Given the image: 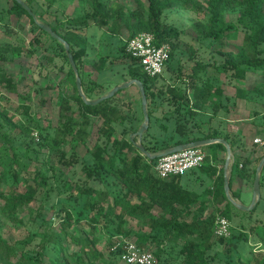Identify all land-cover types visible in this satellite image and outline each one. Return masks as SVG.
<instances>
[{
    "label": "rangeland",
    "instance_id": "1",
    "mask_svg": "<svg viewBox=\"0 0 264 264\" xmlns=\"http://www.w3.org/2000/svg\"><path fill=\"white\" fill-rule=\"evenodd\" d=\"M101 1L105 4L103 12L115 10L122 14L120 19L115 21V15L111 14L106 25L90 19L88 27L75 28L78 32L76 48L83 50L79 53L81 56L79 73L83 91L91 100L107 95L114 87L133 80L129 73V60L123 56L120 48L125 46L126 39L131 34V27H139L145 29L144 31L149 29L146 19L136 22L138 18L134 15L137 12L146 14V9L140 6L141 0ZM164 1L159 0L162 4ZM203 1L205 0H190L192 4L202 9L205 8ZM9 5L11 0H0V49L5 50L4 56L8 59L2 64L14 78L18 90L11 94L0 93V121L8 124L12 136L9 144L4 143V147L2 145L0 147V172L5 168L9 169L11 174L18 172L21 175L17 183H13V178H10L0 187V207L4 210L9 209L5 200L9 190L24 193L25 185L36 169L47 170L55 167L63 171V176L59 178V172L56 175L48 174L54 191L48 204L49 206L57 205V211L60 210L61 205H64L76 221L79 212L84 209L86 196H80L72 188L73 183L72 186L70 183L75 178L76 180L82 178V166L88 163L91 157L82 159L73 167H63L59 162V151L63 148L70 152L69 144L63 143L59 148L47 145L40 149L38 146L41 143L40 131L37 128L32 129L31 132L26 130V126L34 120L39 127L49 129L51 134H55V129L62 122L64 100L70 102L73 111H77V103L73 100L72 83L75 74L70 73L71 66L65 61L62 51L51 36L42 29L32 31L28 18H24L20 21L22 23H19L16 16L8 15ZM33 6L34 13L40 22L53 25L58 23L63 25V22L68 19L84 18L94 10L91 0H54L53 2L35 0ZM201 20V15H197L196 12L183 10L166 12L165 23L177 28L180 37L173 40L174 57L169 63V69L165 71V76L155 83L148 84L151 93V100L148 102L150 125L141 143L160 151L179 141L181 137L175 132L177 119L175 116L177 115L174 113L179 110L183 113L186 108L185 102L181 100V90L186 92L190 102L193 103L194 89L191 88L193 81L203 85L212 80L213 86L222 87L225 91L224 98L218 101L221 102L222 107L218 112L206 109L205 112L199 113L193 121L196 122L194 136H206L207 132H218L221 135L220 139H227L230 142L234 157L233 164L236 158H241L238 169L232 172L231 195L238 202L249 206L252 202L255 171L264 156V94L261 95L255 90L261 87V91L264 92V72H249L243 82L230 78L225 70V61L229 52L239 51L233 42L240 38V34L228 33L223 43L215 42L199 28L198 22ZM200 63H207L210 67L206 69L205 78L200 75L199 79H193L195 68ZM114 104L121 105L129 117L128 121L112 126L116 137L120 140L131 139V136L144 123L139 88L132 85L119 92ZM67 114L70 115V112ZM96 123L97 125L90 129L94 135L87 143L88 151H91L96 143L97 136L94 130L101 126L102 121L97 120ZM256 139L262 140L263 144H256ZM67 140L70 141V137ZM136 141L139 142L138 139ZM1 142L3 141L0 135ZM211 149L217 162L215 175L200 170L191 177H183L182 183L189 191L205 196L207 214L215 212L217 218L226 217L229 220L233 240L237 241L240 236L247 239H240L244 243L242 258L244 261L252 259L256 252H264V170L261 176V197L255 210L242 212L227 202L219 205L216 202L217 199L220 201L216 189L217 178L224 172L228 153L218 147V144L212 145ZM38 151H40L39 159L35 154ZM153 171L157 176L155 169ZM50 176H53L54 180ZM107 186L112 195L111 202L118 196H122V187L116 178L108 176L99 187L104 190ZM39 197H42V194ZM131 202L138 203V200L132 196ZM107 209L106 204L100 207L102 213H105ZM28 213L29 209L18 210L20 217L28 218ZM154 213L157 214V210ZM48 215L53 217V212L49 210ZM87 225L85 224L84 227L88 231ZM34 228V221L25 227H18L11 222L9 228L3 229V233L15 240ZM140 231L141 227L134 225L129 237L118 235L117 241L123 242L124 245L130 242L136 244ZM97 237L100 240L103 239L98 244V248L104 254L107 253V250L103 248L106 242L104 238L108 235L102 229L97 233ZM214 237L217 238L215 233ZM182 248V246L167 247L161 263L155 257L156 264H183L186 255L182 254ZM228 249V246L224 248L226 259L229 255ZM78 250V246L70 242L66 253L70 254ZM146 250L154 254L156 249L149 247ZM116 262L123 264L120 259ZM261 263H264V257ZM243 264L249 263L243 262Z\"/></svg>",
    "mask_w": 264,
    "mask_h": 264
},
{
    "label": "trees",
    "instance_id": "2",
    "mask_svg": "<svg viewBox=\"0 0 264 264\" xmlns=\"http://www.w3.org/2000/svg\"><path fill=\"white\" fill-rule=\"evenodd\" d=\"M23 1L33 12L35 11L33 6L35 0ZM91 2L94 10L84 18L68 19L63 22V25L46 23L69 43L78 70L81 58L79 53L83 50L76 48L78 32L75 28L88 27L90 19L106 25L111 14L115 15V21L122 16L115 10L103 12L105 4L101 0H91ZM140 2V6L146 9V14L135 13V17L138 18L136 22L146 19L149 26L146 31L155 35L156 43L170 44L172 52L168 64L174 57L173 40L180 36L177 28L165 23V15L167 11L183 10L201 15L202 20L198 22L199 28L215 42L223 43L228 33L240 34V38L233 42L239 51L229 52L225 61V70L230 78L243 82L249 72H264V0H205L203 9L192 4L190 0H165L163 4L159 0H141ZM7 14L16 16L19 23H22L20 21L24 18H28L32 31L41 30L33 17L16 0H11ZM130 29L131 34L126 39V44L137 34L146 32L139 27ZM52 40L58 45L65 61L70 65L64 46L54 38ZM126 44L120 49L123 56L129 60L131 78L140 80L144 84L148 102H150L151 93L148 84L155 83L163 75L151 78L144 74L126 53ZM4 51L0 49V93H16L17 84L2 64L3 61L4 63L8 61ZM209 67L207 63L198 64L192 76L193 79H199L200 75L205 78L206 69ZM70 73L74 75L72 67ZM209 81L203 85L193 81L191 84V88L194 89L193 103L190 102L186 92L181 90V100L185 102L186 108L183 113L181 110L177 111L178 114L174 113L177 115L175 116L177 118L175 132L181 139L165 148L221 138L218 132H207L206 136H194L196 122L193 121L199 113L205 112L206 109L218 112L222 107L221 102L218 101L224 98L225 91L222 87L213 86L212 80ZM72 83L73 100L77 103V111H73L70 102L64 100L62 122L55 129V134H51L49 129L39 127L34 120L30 121L26 130L31 132L32 129L37 128L40 131L41 143L38 145L40 149L47 145L59 148L63 143L69 144L70 152L63 148L59 151V162L63 167H73L82 159L91 157L90 161L82 166V178L77 180L75 178L70 183L71 186L73 183L72 188L80 196H86L84 209L79 212L75 221L64 205H61L59 211L56 210L57 205L49 206L48 203L54 191L48 174L56 175L59 172V178H62L63 171L55 167L47 170L36 169L27 181L24 193L9 190V195L5 199L9 209L4 210L0 207V264H119L116 261L119 260L126 245L117 241L116 237L118 235L129 237L134 225L141 227L136 244L144 249L155 248L154 254L159 263L163 260L167 247L182 246V254L186 255L183 264H243V262L264 264L261 263L264 252H256L252 259L243 260L244 243L241 240H247L242 238L243 236L238 237L237 241L233 240L234 236L230 237L232 240L214 237L217 213L207 214L205 196L186 189L182 183L183 177L160 179L153 171L158 159L154 161L147 159L131 139L120 140L116 137L112 126L129 119L124 108L114 104L118 93L113 98L91 106L86 104L79 95L75 76ZM260 88L257 87L255 90L263 95L264 92ZM67 112H70V115ZM97 120H101L102 124L95 128L96 143L93 149L88 151L87 143L94 135L90 129L97 125ZM7 125L0 121V135L3 141L0 147L1 145L4 147V143L9 144L12 140L11 130ZM68 137L70 141L67 140ZM226 141L230 143L227 139ZM144 146L149 152L159 151V149ZM218 147L226 151L224 145L218 144ZM35 154L39 159L40 151ZM240 163L241 158H236L233 172L238 169ZM216 167L214 163L205 165L201 170L215 175ZM20 175L21 173L18 172L11 174L9 169L3 168L0 172V187L10 178H13V183H17ZM108 176L116 178L122 187V196H118L112 202L109 186L104 190L99 187ZM50 177L53 178V176ZM216 189L218 198L220 197V201L219 199L216 201L217 204L220 205L223 202L231 204L225 193L224 172L217 178ZM41 194L42 197H39ZM132 196L137 198L138 203L131 202ZM102 204L107 205L108 209L105 213L100 211ZM26 209H29L28 218L20 217L18 210ZM49 210L53 212V217H49ZM65 210L66 214H64ZM155 210L157 214L154 213ZM110 217L111 220H109ZM55 220H57L56 223ZM31 221H34L35 228L22 235L20 239L12 240L13 238H8L3 233V229L9 228L11 222L18 227H25ZM85 224H88V231L85 230ZM102 229L108 235L104 238L106 242L103 249L107 250L105 254L98 248V244L103 239L100 240L97 233ZM70 242L78 246L79 250L67 254L66 250ZM227 246L229 255L226 259L224 248Z\"/></svg>",
    "mask_w": 264,
    "mask_h": 264
},
{
    "label": "built area",
    "instance_id": "3",
    "mask_svg": "<svg viewBox=\"0 0 264 264\" xmlns=\"http://www.w3.org/2000/svg\"><path fill=\"white\" fill-rule=\"evenodd\" d=\"M171 52L170 44L158 45L155 35L147 31L137 34L126 44V53L151 78L164 74ZM255 143L263 144L260 139H256ZM215 160V154L209 146L200 147L162 157L157 160L154 169L162 180L176 176L185 177L193 175L205 165H213ZM215 236L231 237V224L226 217L217 218ZM119 259L123 264H156L154 254L135 243L127 244Z\"/></svg>",
    "mask_w": 264,
    "mask_h": 264
},
{
    "label": "water",
    "instance_id": "4",
    "mask_svg": "<svg viewBox=\"0 0 264 264\" xmlns=\"http://www.w3.org/2000/svg\"><path fill=\"white\" fill-rule=\"evenodd\" d=\"M35 20L36 24L40 26V28L45 31L47 34H49L52 38L60 42L66 51V54L68 56L70 65L74 71V74L76 76V85H77V90L83 101L91 106H96L110 98H113L117 93L128 89L132 85H136L139 88L141 98H142V106H143V113H144V123L140 126L139 130L131 136V141L135 144V146L138 148V150L149 160H157L162 157L185 151V150H190V149H195V148H200V147H208L212 146L215 144H222L225 146L228 156L226 159V165L224 169V188H225V193L228 198V200L231 202L232 205H234L238 210L242 212H251L255 210L258 206V202L260 201L261 197V176L264 170V156L261 159L257 170H256V176L254 180V188H253V199L252 202L249 206L244 205L240 202H238L234 197L231 195V188H230V182H231V176L233 172V166H234V157L232 154V149L231 145L225 140V139H205V140H200L188 144H182L170 148H165L157 152H149L146 150L145 146L141 143L144 134L147 132L149 125H150V115L148 112V98L146 95V90L144 84L137 79H133L130 81H126L124 84L118 85L114 87L107 95H104L100 98L97 99H89L85 95L83 91V85H82V80L80 77V73L76 64V61L74 59V56L71 52V47L69 43L61 37L59 34H57L48 24L40 22L32 9L24 2L23 0H16ZM138 139L139 142L136 141Z\"/></svg>",
    "mask_w": 264,
    "mask_h": 264
},
{
    "label": "crops",
    "instance_id": "5",
    "mask_svg": "<svg viewBox=\"0 0 264 264\" xmlns=\"http://www.w3.org/2000/svg\"><path fill=\"white\" fill-rule=\"evenodd\" d=\"M166 69H169V64H167V66H166V68H165V71H166ZM163 76H165V72H164V74H163ZM162 76V77H163ZM215 145H217V144H215ZM209 147H212V146H209ZM227 151V150H226ZM215 165H217V162H216V160H215ZM200 170H198L197 172H199ZM197 172H195V173H197ZM194 173V174H195ZM191 176H193V175H190V176H185V177H191ZM261 187H262V185H261ZM261 190H262V188H261ZM252 197H253V195L251 196V200H252ZM251 202V201H250ZM245 205V204H244Z\"/></svg>",
    "mask_w": 264,
    "mask_h": 264
}]
</instances>
